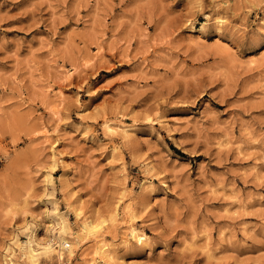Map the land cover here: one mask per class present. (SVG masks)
I'll return each instance as SVG.
<instances>
[{"label": "rangeland", "instance_id": "rangeland-1", "mask_svg": "<svg viewBox=\"0 0 264 264\" xmlns=\"http://www.w3.org/2000/svg\"><path fill=\"white\" fill-rule=\"evenodd\" d=\"M31 232L38 264H264V0H0V264Z\"/></svg>", "mask_w": 264, "mask_h": 264}, {"label": "bare ground", "instance_id": "bare-ground-1", "mask_svg": "<svg viewBox=\"0 0 264 264\" xmlns=\"http://www.w3.org/2000/svg\"><path fill=\"white\" fill-rule=\"evenodd\" d=\"M222 22V21H221ZM219 23V22H218ZM219 25V24H218ZM217 41V40H216ZM216 44V43H215ZM218 44V43H217ZM59 95L62 96L63 95V92L61 90H59ZM55 113V111H54ZM118 123V122H117ZM113 131V132H118V131H121L122 134H126L128 133L129 129L126 125H124L123 123L121 124H115V125H110V124H105L104 125V128L106 127ZM130 127V126H129ZM106 130V129H105ZM112 132V133H113ZM127 135V134H126ZM125 136V135H124ZM52 150V149H51ZM53 157L55 156L54 155V152H53ZM55 158V157H54ZM53 158V159H54ZM54 161V160H53ZM63 163V162H62ZM54 165H55V161H54ZM63 165V164H62ZM64 166V165H63ZM145 180V179H144ZM47 183L48 184H52V174L51 173H48L47 174V179H46ZM143 182V181H142ZM141 182V183H142ZM146 183V182H145ZM144 183V184H145ZM142 185V184H141ZM54 210H55V216H57V220L55 221V224L57 225V229L54 231V233L51 235V238L49 239L50 241L47 243V244H44L43 245V248L48 251H55L58 256L60 257L61 256V252L59 249H55L54 248V244H57L58 246H61L63 243H66V241L63 239V236L65 234H68V226L67 224L65 223L64 219L62 216L59 215V213L57 212V207L54 206ZM81 214V210H77V208L75 209V215L78 217L80 216ZM105 220L104 219H101L99 221L98 224H94L93 223V220L92 219H89L88 217L84 218L83 220V225H84V228H87V232H94L95 230H97L101 224L104 222ZM130 229H129V233L131 234L132 238L135 239L136 241V244H140L143 242V238L141 237L142 235H140L139 233H136V228H134L133 226H129ZM33 235H32V232L30 233L29 235V239L26 241V245H25V248H24V254H25V257L27 258V260L29 261L30 264H38V257H39V254H40V250L39 248L35 247L34 246V243H33ZM66 247H68V243H66L65 245ZM96 251H95V254L97 253L98 255H102L101 257L104 258L106 261L109 262V260H118L119 258H117V256H115L114 252H115V248H109V246H106L104 243H101V244H98V246L96 247ZM70 249V248H69ZM70 253V252H68ZM96 254V256H98ZM121 258V257H120ZM92 260V259H91ZM90 260V261H91ZM96 261L95 264H99L101 262H99V260L96 259V257L94 258L93 262ZM105 261V262H106ZM92 262V263H93ZM104 262V261H103ZM105 263V264H111L110 262L109 263ZM94 264V263H93ZM113 264H120V263H117V261L113 262Z\"/></svg>", "mask_w": 264, "mask_h": 264}]
</instances>
